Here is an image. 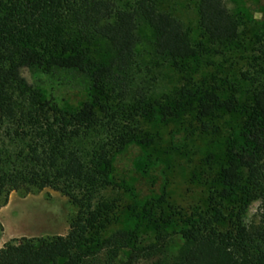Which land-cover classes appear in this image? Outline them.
<instances>
[{"label": "trees", "instance_id": "obj_1", "mask_svg": "<svg viewBox=\"0 0 264 264\" xmlns=\"http://www.w3.org/2000/svg\"><path fill=\"white\" fill-rule=\"evenodd\" d=\"M198 11L213 47L242 45L241 20L226 0H199ZM146 29L153 31L147 62L139 52ZM195 54L181 20L157 0H0V207L12 192L52 189L77 208L67 235L13 239L0 264H264V28L242 72L256 113L248 147L234 149L221 170L226 189L259 203L258 221L239 211L221 229L220 216H199L175 233L158 230L145 245L126 229L102 236L114 211L104 195L109 168L130 143L133 110L154 90L150 63ZM27 73L104 90L105 101L61 110ZM208 98L200 118L216 107L218 97ZM165 115L174 116L170 109Z\"/></svg>", "mask_w": 264, "mask_h": 264}, {"label": "rangeland", "instance_id": "obj_2", "mask_svg": "<svg viewBox=\"0 0 264 264\" xmlns=\"http://www.w3.org/2000/svg\"><path fill=\"white\" fill-rule=\"evenodd\" d=\"M157 2L162 11L181 20L196 54L150 63L154 90L145 106L133 110L135 130L126 149L113 157L111 184L104 191L114 211L102 236L126 229L144 245L153 242L158 230L175 233L199 216H220L221 229H227L239 211L247 221H258L259 206L248 201L242 189H226L221 170L234 149L248 147L245 132L255 122L253 94L242 72L249 67L256 34L264 28V0H226L241 20L243 43L221 49L210 44L200 26L199 0ZM143 35L139 52L147 62L153 31L146 29ZM26 75L38 81L43 100L67 112L84 101L106 98L104 90ZM210 94L218 97L216 107L208 118H200V103L209 102ZM167 109L174 116H166ZM76 214V206L52 189L12 192L0 207V250L13 239L65 236Z\"/></svg>", "mask_w": 264, "mask_h": 264}]
</instances>
